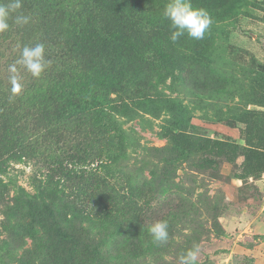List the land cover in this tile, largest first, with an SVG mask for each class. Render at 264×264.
Returning <instances> with one entry per match:
<instances>
[{
  "label": "rangeland",
  "instance_id": "rangeland-1",
  "mask_svg": "<svg viewBox=\"0 0 264 264\" xmlns=\"http://www.w3.org/2000/svg\"><path fill=\"white\" fill-rule=\"evenodd\" d=\"M56 1L77 60L18 64L15 96L0 73V154L25 156L0 171V264H264V0H191L212 24L175 43L169 0ZM28 16L0 37L29 43ZM53 90L77 100L47 114Z\"/></svg>",
  "mask_w": 264,
  "mask_h": 264
},
{
  "label": "clouds",
  "instance_id": "clouds-1",
  "mask_svg": "<svg viewBox=\"0 0 264 264\" xmlns=\"http://www.w3.org/2000/svg\"><path fill=\"white\" fill-rule=\"evenodd\" d=\"M22 8V0H12L10 3L0 2V33H4L10 28L9 20L13 13ZM164 17L171 22L174 29L170 39L172 42L187 35L196 40L204 38L206 31L212 24V19L207 9L194 7L191 0H169L165 6ZM31 17L23 14L15 16V24L26 25ZM51 60L46 56V48L43 43H36L34 46H24L19 60L15 64L9 65L11 92L13 96L22 91V79L19 74L17 64L35 78H40L46 69L51 65ZM148 232L156 244H165L170 238L169 222L158 220L149 226ZM199 246L194 245L180 257L181 264H197Z\"/></svg>",
  "mask_w": 264,
  "mask_h": 264
},
{
  "label": "trees",
  "instance_id": "trees-1",
  "mask_svg": "<svg viewBox=\"0 0 264 264\" xmlns=\"http://www.w3.org/2000/svg\"><path fill=\"white\" fill-rule=\"evenodd\" d=\"M12 1V0H10ZM3 3L7 4L9 3V0H2ZM82 7H86V5L81 3ZM207 9L209 13H213L214 9L211 8H204ZM61 8L57 4L56 0H22V8L17 10L16 13H13V17L15 18L16 15H26L28 16L30 13H32V17L35 18V20L39 19L37 24H35L34 28L30 31V34L27 36V44L23 42V46L15 45V43H9V38L7 36L0 37L2 43L0 42V73L7 68H9V65L15 64L17 60H19L21 51L24 46H34L36 43H43L46 48V56L48 59L51 60L50 66H57L58 64L64 62V60L67 62L69 59L71 60L70 63H72V60H77L75 55L77 53L78 47L80 44L73 43V38L71 35L68 34L70 32L69 30H66L63 26L64 24H61L62 21L59 23L58 21L61 19V16L59 18L57 15L61 14ZM71 33V32H70ZM31 41V42H30ZM63 60V61H61ZM61 61V62H59ZM17 66H19L17 64ZM49 66V67H50ZM73 67V66H72ZM4 83H0V89L3 86ZM2 90V89H1ZM54 92L51 93L50 96V102H52L49 106L50 111H47V114L53 113V105L54 104H60L55 105L56 106H63L67 107L71 105L76 98L73 97L71 93L62 94L57 90H53ZM72 93H74L71 90ZM79 93V92H77ZM79 93L78 95H80ZM6 97L3 99L5 100ZM2 99V98H1ZM5 104V103H4ZM59 107V111L61 108ZM58 108V107H57ZM55 111V112H56ZM2 144V143H1ZM1 153V152H0ZM22 157H25L23 153L20 150L12 151L11 155L8 158H4L2 154H0V171L1 173H5L7 169L9 168L8 161L13 159H21ZM0 186H3L5 188L7 185H5L0 180ZM23 221L22 219H20ZM20 220H17V224L20 223ZM26 221L23 222V224ZM32 233L33 231L30 230ZM32 238V236H30ZM6 246V245H5ZM8 247V244L7 246ZM7 255L11 257L10 254L11 251L8 248L6 250ZM99 263V262H98ZM103 264V263H100Z\"/></svg>",
  "mask_w": 264,
  "mask_h": 264
}]
</instances>
